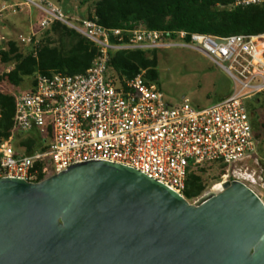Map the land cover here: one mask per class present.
Masks as SVG:
<instances>
[{
    "label": "built area",
    "instance_id": "built-area-1",
    "mask_svg": "<svg viewBox=\"0 0 264 264\" xmlns=\"http://www.w3.org/2000/svg\"><path fill=\"white\" fill-rule=\"evenodd\" d=\"M22 1L41 14L40 29L59 23L90 42L97 55L84 74L36 75L28 91L13 95L11 136L0 143V179L36 182L75 164L105 161L132 168L184 198L188 173L219 163L224 181L252 190L256 171L242 162L257 160V139L245 103L264 95V33L217 37L181 31L173 37L141 26L109 29L94 16L68 17L47 0ZM259 5L264 0H228L230 8ZM173 46L202 52L230 78L232 92L203 109L187 100L171 107L142 73L122 81L107 76L110 57L118 51ZM32 135L38 140L30 154H18L9 144Z\"/></svg>",
    "mask_w": 264,
    "mask_h": 264
},
{
    "label": "water",
    "instance_id": "water-1",
    "mask_svg": "<svg viewBox=\"0 0 264 264\" xmlns=\"http://www.w3.org/2000/svg\"><path fill=\"white\" fill-rule=\"evenodd\" d=\"M0 264H264V203L228 180L191 204L105 161L2 178Z\"/></svg>",
    "mask_w": 264,
    "mask_h": 264
},
{
    "label": "trees",
    "instance_id": "trees-1",
    "mask_svg": "<svg viewBox=\"0 0 264 264\" xmlns=\"http://www.w3.org/2000/svg\"><path fill=\"white\" fill-rule=\"evenodd\" d=\"M93 16L105 28L130 30L141 26L147 30L168 32L173 37L181 31L217 37L264 33V5L230 8L228 0H98L94 4ZM49 31L54 39H47L35 52L26 56L18 52L13 42L7 44L6 50H0L1 63L14 62L13 69L0 76V83L18 87L25 77H31V88L36 75L86 72L97 55V49L59 23L52 24ZM155 51H118L112 54L107 64V76L122 81L145 71V81L155 83L158 76L155 57H146L147 54L154 55ZM13 117L14 98L0 91V143L10 138ZM16 138L24 154H30L37 147L35 135ZM213 164L223 172L222 164ZM203 172V169H195L187 175L183 195L189 203L200 197L206 188ZM42 179L39 177L36 182ZM214 183H219L218 176Z\"/></svg>",
    "mask_w": 264,
    "mask_h": 264
},
{
    "label": "rangeland",
    "instance_id": "rangeland-1",
    "mask_svg": "<svg viewBox=\"0 0 264 264\" xmlns=\"http://www.w3.org/2000/svg\"><path fill=\"white\" fill-rule=\"evenodd\" d=\"M47 1L61 9L68 17H93L94 4L98 0ZM0 10H2L0 12V50H6L7 44L13 42L18 52L26 56L35 52L37 47L47 39H54L49 31L50 27L40 29L41 14L37 9L24 4L22 0L7 2L0 0ZM19 37L29 38V42L22 43ZM170 42L185 45L184 41L179 39H173ZM192 46L198 49L195 44ZM197 49L173 46L157 49L154 55H146L150 59L155 57V69L158 76L154 84L161 92L164 102L171 107L178 106L187 100L191 107L203 109L224 99L233 90V83L226 73ZM13 67L12 61L0 62V76L8 73ZM140 73L144 75L145 71ZM31 81V77H25L18 87L1 82L0 91L12 96L26 92L30 88ZM245 104L257 139V160L253 162L251 158L243 161L242 165L256 171V182L251 185V188L264 203V95L259 96L256 102L253 98ZM17 140L18 138H14L9 144L14 151L22 154L23 150L19 148ZM199 169L204 170L202 179L206 188L200 197L190 202L191 204L208 196L215 185L224 181L223 172L218 165L206 164L196 170ZM217 176L219 183H214Z\"/></svg>",
    "mask_w": 264,
    "mask_h": 264
},
{
    "label": "bare ground",
    "instance_id": "bare-ground-1",
    "mask_svg": "<svg viewBox=\"0 0 264 264\" xmlns=\"http://www.w3.org/2000/svg\"><path fill=\"white\" fill-rule=\"evenodd\" d=\"M221 191V184H217V185H215L214 187H213V189H212V191H211V193L210 194H216V193H218V192H220ZM207 197V196H206ZM205 197V198H206Z\"/></svg>",
    "mask_w": 264,
    "mask_h": 264
},
{
    "label": "crops",
    "instance_id": "crops-1",
    "mask_svg": "<svg viewBox=\"0 0 264 264\" xmlns=\"http://www.w3.org/2000/svg\"><path fill=\"white\" fill-rule=\"evenodd\" d=\"M17 153V152H16ZM18 154H21V153H18Z\"/></svg>",
    "mask_w": 264,
    "mask_h": 264
}]
</instances>
